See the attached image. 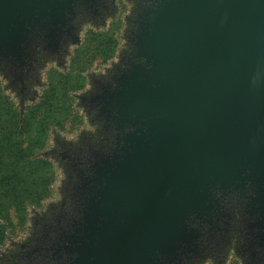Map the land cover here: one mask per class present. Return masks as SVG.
Listing matches in <instances>:
<instances>
[{"label": "rangeland", "instance_id": "1", "mask_svg": "<svg viewBox=\"0 0 264 264\" xmlns=\"http://www.w3.org/2000/svg\"><path fill=\"white\" fill-rule=\"evenodd\" d=\"M217 1L0 0V264H264V67L191 113L157 201Z\"/></svg>", "mask_w": 264, "mask_h": 264}, {"label": "water", "instance_id": "2", "mask_svg": "<svg viewBox=\"0 0 264 264\" xmlns=\"http://www.w3.org/2000/svg\"><path fill=\"white\" fill-rule=\"evenodd\" d=\"M216 4L223 7L219 17L211 22H200L199 26L213 28L221 43L218 47L211 48L212 55L204 66L205 70H214L204 80L208 91L192 98L177 114L189 128V136L157 193V201L166 215L169 214L164 201L167 187L180 164H184L183 157L198 137L191 113L209 104L211 108L220 105L229 95L227 84L232 78L242 87L245 80L252 77L255 68L264 67V0H219ZM204 157L210 158L207 155V145H204Z\"/></svg>", "mask_w": 264, "mask_h": 264}, {"label": "trees", "instance_id": "3", "mask_svg": "<svg viewBox=\"0 0 264 264\" xmlns=\"http://www.w3.org/2000/svg\"><path fill=\"white\" fill-rule=\"evenodd\" d=\"M2 227L0 226V229H1Z\"/></svg>", "mask_w": 264, "mask_h": 264}]
</instances>
